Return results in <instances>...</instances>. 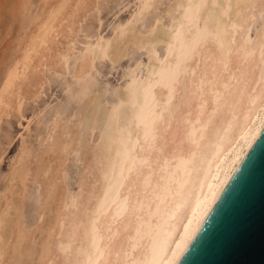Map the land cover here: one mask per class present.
Wrapping results in <instances>:
<instances>
[{"label":"bare ground","instance_id":"6f19581e","mask_svg":"<svg viewBox=\"0 0 264 264\" xmlns=\"http://www.w3.org/2000/svg\"><path fill=\"white\" fill-rule=\"evenodd\" d=\"M8 3L18 23L0 59V264H176L264 127V0Z\"/></svg>","mask_w":264,"mask_h":264},{"label":"water","instance_id":"95a60500","mask_svg":"<svg viewBox=\"0 0 264 264\" xmlns=\"http://www.w3.org/2000/svg\"><path fill=\"white\" fill-rule=\"evenodd\" d=\"M176 264H264V127Z\"/></svg>","mask_w":264,"mask_h":264},{"label":"rangeland","instance_id":"374dc122","mask_svg":"<svg viewBox=\"0 0 264 264\" xmlns=\"http://www.w3.org/2000/svg\"><path fill=\"white\" fill-rule=\"evenodd\" d=\"M8 3V0H0V59H3V56L5 54L6 48H8V43L11 40V38L14 36L15 32H16V27H17V21H14L12 18V14L9 13L8 11V6L10 5ZM5 6V7H4ZM4 8V9H3ZM6 38V39H5ZM2 46V48H1ZM5 46V48H4ZM3 49V51H2ZM131 59L128 58L125 60V62H123L122 64L119 65L117 71H116V77H115V83L116 85H119L120 82L123 81L124 79V69L127 67L128 64H130ZM102 86H104L103 82H100V87L98 86L97 88H95V92L101 94L102 93ZM50 90L51 92H55V93H59L60 90L58 89V87L56 86V83L53 82L50 86ZM62 96V93H61ZM104 99L106 101H114L115 96L109 92L107 94H105ZM47 100H49V102H47ZM45 103H50L49 106V114H51V112H53L56 108H60L59 102H55L53 101V99L50 98L49 93H47L46 95V99L45 100H41L39 101V105H43ZM58 103V104H57ZM63 108H65L66 106L61 105ZM69 109H67L68 111H72L74 107L69 106ZM9 123L4 121V123L2 124V132H4V130L6 128H8ZM99 133V130H95L93 132V138L96 139L97 135ZM1 139V138H0ZM30 140L32 141V143L35 145V147H38V140H37V135L35 134V132L32 133V136L30 138ZM18 149V145L15 147V151H17ZM12 164V159L11 157H6L5 159V166L4 168L7 169L6 171L9 170V168L11 167ZM80 161L78 159V157L75 154H72L70 156V158L67 161V165H66V173L68 175V186L71 189H76V183H75V178L77 176V174L79 173L80 170ZM93 174L89 173L87 174V182H88V187L92 184L93 182ZM0 185L2 186L3 184L0 182ZM39 187L37 185H32L30 190H29V194L25 199V206H26V219L27 222L29 224H32L33 222L37 221L38 219V211L40 210V202L37 201V197L40 198V194H39ZM87 188L85 187V190L83 193H86ZM51 205V204H50ZM51 216L50 211H46L45 215L43 216L44 221L48 220ZM43 235H45V233L40 234L36 232V237L33 240V245H35L37 251L34 252L32 255H25L24 256V260L26 262L30 261V256L32 257V260L37 258V254H38V250L40 249V239L43 237ZM24 261V262H25Z\"/></svg>","mask_w":264,"mask_h":264}]
</instances>
